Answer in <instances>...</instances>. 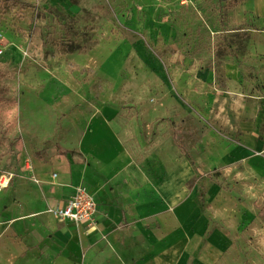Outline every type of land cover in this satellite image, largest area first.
<instances>
[{
	"label": "rangeland",
	"instance_id": "obj_1",
	"mask_svg": "<svg viewBox=\"0 0 264 264\" xmlns=\"http://www.w3.org/2000/svg\"><path fill=\"white\" fill-rule=\"evenodd\" d=\"M246 1L0 0V192L28 157L75 151L120 206L125 168L194 160L185 186L227 243L215 264H264V23ZM63 224L79 264L100 223Z\"/></svg>",
	"mask_w": 264,
	"mask_h": 264
},
{
	"label": "crops",
	"instance_id": "obj_2",
	"mask_svg": "<svg viewBox=\"0 0 264 264\" xmlns=\"http://www.w3.org/2000/svg\"><path fill=\"white\" fill-rule=\"evenodd\" d=\"M245 6L264 23V0H247ZM27 159L0 192V264H78L73 260L76 234L62 229L63 223H74L56 218L50 209L66 202L84 181L98 190L104 182L98 156L87 171L71 152ZM193 170L184 162L161 179L141 166L125 168L112 195L121 205L96 197L100 228L77 248L79 264H185L196 252L203 264L218 262L227 243L220 229H209L198 188L187 191ZM175 233L179 242L173 245Z\"/></svg>",
	"mask_w": 264,
	"mask_h": 264
},
{
	"label": "built area",
	"instance_id": "obj_3",
	"mask_svg": "<svg viewBox=\"0 0 264 264\" xmlns=\"http://www.w3.org/2000/svg\"><path fill=\"white\" fill-rule=\"evenodd\" d=\"M73 195L50 212L60 220H69L76 225L96 226L99 203L96 196L83 184L76 186Z\"/></svg>",
	"mask_w": 264,
	"mask_h": 264
},
{
	"label": "trees",
	"instance_id": "obj_4",
	"mask_svg": "<svg viewBox=\"0 0 264 264\" xmlns=\"http://www.w3.org/2000/svg\"><path fill=\"white\" fill-rule=\"evenodd\" d=\"M71 154H72L73 156H77V155H79V154H77L75 151H71ZM190 162H191V164H192V166H193V168H194V171H196V170H197L196 162H195L194 160H190ZM196 172H197V171H196Z\"/></svg>",
	"mask_w": 264,
	"mask_h": 264
}]
</instances>
